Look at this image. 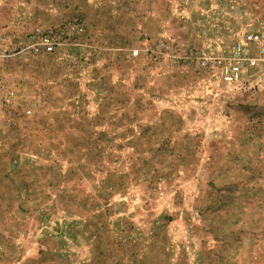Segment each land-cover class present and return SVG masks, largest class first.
<instances>
[{
  "label": "crops",
  "instance_id": "0c3cea01",
  "mask_svg": "<svg viewBox=\"0 0 264 264\" xmlns=\"http://www.w3.org/2000/svg\"><path fill=\"white\" fill-rule=\"evenodd\" d=\"M142 2L145 4L144 0ZM155 2H157V7L160 3L159 18L165 20L169 16V19L172 20V9L176 8L174 1L158 0ZM191 2L190 11L195 14V22H187L186 29L182 30L180 34H174L176 42H178L176 46L182 47L189 42L202 43L207 44L210 50H215L213 46L220 44V36L230 25L236 24L237 17L231 12L222 13L221 8L217 5L222 0H192ZM213 2H216V5ZM128 6H130L129 0H121L120 3L110 0L108 3L74 4L72 8L83 17V23L79 19L80 17H76L78 19H69L58 27L46 30V32L57 34V46L59 47L63 45V38L67 42L73 38L74 42L85 43L88 39L89 42H93L94 39L101 36V33L106 34L108 39L114 37L117 45L121 43V49L118 48L116 52L97 51L98 53H94V59L105 63L103 68H99L93 73L95 79L91 82L93 83L91 87L96 89L89 90L94 95L82 96L84 89L76 88L74 92L77 91L80 95L76 96L74 100L66 96V102L64 99H58L57 101H61L59 109L56 110L54 107L57 102L50 94L51 91L57 92L56 83L51 77L45 76L40 81V86H36L37 83H32L29 87V72L26 78L20 80L21 82L10 80L8 87L11 98L9 100L7 92L4 91L0 94V117L3 118V122L6 110L11 108L13 115V122L6 123L10 128L2 130L8 132L11 130L14 135V140L12 143L10 142V147L13 148L6 156L0 154V165H2L0 169V225L11 227L6 213L8 210L14 212L15 216L11 217L14 228H17L15 234H20L23 232L22 228H25L24 231H27L30 238L28 217L29 214H33L32 218L47 225L44 228H38L35 225L37 230L31 236L36 244L40 232H44L41 236L44 238L47 229L54 227L51 226L53 221L56 225L54 229L59 232V240L55 246L57 249H53L61 250L59 256L65 252L63 262L65 264L71 261L80 264L77 259L66 257L69 252H73L75 258L79 253L85 252V259L88 262L95 261V264L98 254L104 257L105 264H114L118 260L129 262L131 259L130 263L132 262V264H242L241 259H245L242 254L243 250L247 247L249 248L248 252L253 251V245L243 244L241 239L243 231L249 230L252 233L257 227L252 229L242 226L243 218H251L252 211L250 208L242 207V201L235 189L238 187L239 181H233L231 184V187H234L232 188L234 195L226 194L221 188L222 186L218 187V194L215 195L213 194L215 186H209V191L212 194L204 192L197 199L188 194L162 197L158 193L162 184L158 177L156 175L148 178L143 176L146 173L144 161L146 155H151L154 159L156 155H160V151L153 149L148 153L146 148L137 147L133 154H136L135 161L137 160L138 172L143 177L142 188L148 190L149 194L129 197L115 195L114 187L118 189V187L122 188L126 185H122L121 179L113 178L115 154L113 153L112 156L110 153L115 151L117 156H123L125 153L121 146L125 144L126 147L128 146L127 148H130L131 140L130 52L123 51V31H126L125 36H127L131 24ZM70 7L68 6V8ZM63 8L66 6L50 5L48 1L42 4V10L44 9L45 12L48 10L60 11ZM105 8H108L106 13ZM91 10L97 11V14L87 17V19L81 14ZM141 22H146L145 17ZM162 22L163 20H159L158 23L160 30L165 24ZM82 29L84 30L80 33ZM118 29L121 31L120 39ZM5 32L0 31V35ZM28 32L29 29H27ZM126 41L127 39H125ZM54 50L55 47L36 55H42L41 58L45 57L46 59H50V56L53 55L63 60H77L79 68L83 66L82 60H90V56L93 59L91 53H84L88 57L82 58L80 53H55ZM165 72V69L154 71V89H158V93L163 92L162 75L166 74ZM137 74L138 76L142 74L141 76L145 77L146 71L141 73L138 67ZM66 78L69 79L67 76ZM175 78L179 79V76ZM68 79L60 81V86L63 87H59L58 90H63L64 93L73 90L67 87ZM80 84L82 85L81 80ZM138 92L139 101L145 100L146 85L138 83ZM33 93H38L36 100L38 105H34V114H29L27 112L29 111V98L34 96ZM142 93L143 96H140ZM85 99H93L94 103L87 104ZM68 104L74 107L72 114ZM35 111L37 112L35 113ZM144 115L137 120V124H141V128L138 126L133 139L147 138ZM3 122L0 121V125H3ZM179 122V118L166 120L163 116H155L153 124H170L172 126ZM152 129L155 137L164 139L160 127ZM177 132V130L171 129L166 139H170L168 137L177 134ZM148 136L150 137V135ZM4 145L7 144L5 138L2 137L0 146ZM139 157H143L142 165ZM6 165L9 170H5ZM98 167L104 170L97 171ZM155 168L154 160V170ZM99 173H104V175L101 176ZM70 174L74 176L73 181L67 178ZM93 183L94 186H92ZM99 187L100 191H98ZM91 188L92 190H87ZM251 201H255L257 204V197L253 200L250 197L249 202ZM126 204L137 206L130 211ZM194 204H198V208H195ZM232 208L234 211L228 213ZM197 210H200V219L195 217ZM2 212L6 213L1 217ZM18 212L21 215L24 214L26 220L23 218L20 220L17 217ZM191 220H193L192 224ZM189 222L192 225L191 228ZM191 229L193 234L205 240L199 248L200 250L193 249L200 252L194 261L192 259L189 261L187 254H184L185 249H180L177 243L178 237L183 236L186 230L191 232ZM23 237L26 239L27 235L23 233ZM168 237L177 243L175 247L172 244L167 245ZM48 239L49 235L47 234V243ZM33 242L29 244V242L23 241L25 244L23 246L20 244L22 247L15 244L14 247H16V251L24 254V251H29L30 246L33 247ZM37 244L39 246V243ZM208 246H211L212 253L208 251ZM53 249L49 248V250ZM67 249L71 251L66 252ZM40 252L42 249L39 250ZM173 252H175L176 258L173 257ZM93 253L96 254L95 258ZM233 253V260L230 262L228 259ZM236 253L238 255L234 259ZM211 255L218 257L216 263L209 260ZM37 261L41 263V259ZM250 263L252 262L250 261ZM253 263H255L254 260ZM7 264H12V262L7 261Z\"/></svg>",
  "mask_w": 264,
  "mask_h": 264
},
{
  "label": "rangeland",
  "instance_id": "374dc122",
  "mask_svg": "<svg viewBox=\"0 0 264 264\" xmlns=\"http://www.w3.org/2000/svg\"><path fill=\"white\" fill-rule=\"evenodd\" d=\"M46 1L50 5L60 4L66 6V8L60 11L48 10L45 12L44 9L42 10V4ZM115 1L120 3L121 0ZM129 1L130 6L128 8L131 24L127 36H125L126 31H123V51L130 52L131 140L129 144L130 148H127L128 146L126 147L125 144L121 146L124 148L125 154L123 156H117L115 151H111L110 153L112 156L113 153L115 154L113 178L121 179L120 182H123L122 185H126L122 188L117 186L118 189L114 187L115 195L129 197L149 194L148 190L142 188L143 182L141 181L143 177L138 172L137 160L135 161L136 154H133L137 147H140V149H143V147L146 148L148 153L153 149L160 151V155H156L154 159L151 155H146V160L143 159L146 163V173L143 176L145 178L154 175L158 177L159 182L162 183L161 190L158 193L162 197L168 195L174 197L184 196L188 194L197 199L204 192L212 194L209 191V186H215L213 190V194L215 195L218 194V187L221 186L226 194L234 195L232 191L234 187H231V184L233 181H239V185L235 189L242 201V207L246 209L250 208L252 211L251 218H243L242 226L243 228L251 227L252 229L253 227H257L252 233L249 230L243 231L242 242L246 246L253 245V251L248 252L249 248L246 247L242 253L245 259L242 258L241 263L264 264V84H253L247 91L230 89L217 78L207 80L195 66L187 61L176 63L169 58L168 54H164V52L159 59H156V47L160 41L169 44L170 49L179 53H185L189 48H208L207 44L190 42L184 44L182 47L176 46L178 42H176L177 39H175L174 34H180L182 30L186 29L187 22H195V14L190 11L192 0H173L176 8L172 9V20L169 19V16L165 20L159 18L161 7H159L160 3H158L157 7V2H155L158 0H144L145 4L142 0ZM108 2L110 0H0V31L23 36L27 33V29H29L30 52L32 36L40 32H46L47 29L50 30L51 28L58 27L62 22L69 21L72 18L78 19L76 17H80L79 19L81 21L83 20V17L78 15L79 12L73 10L72 6L74 4L84 5L87 3L99 4ZM213 3L216 5V2ZM217 5L221 8L222 13H234L237 17V22L226 29L225 33H223L224 36H220L221 42L213 46L214 51L224 52L228 46L239 38L245 29L260 28L264 30V0H222ZM68 6L71 7L68 8ZM104 10L106 13L108 8ZM91 11H86L81 14L86 19L93 14H97V11ZM144 17L145 23L141 22L144 20ZM158 19L165 22L162 30L158 29ZM118 32L120 39L121 31L118 29ZM36 37L38 36L36 35ZM125 39H127L126 42ZM94 40V43L89 42V39L84 43L82 41L74 42L73 38L67 42L63 38V45L55 47V53H80L82 58L88 57L84 53H91L93 59L89 55L90 60H82L83 66L80 68L77 67V60H63L53 55L50 56V59H46L45 57L41 58L42 55L29 54V58L24 59L19 54L16 57H11L9 60H6L4 62V69L7 93H10L8 87L10 80L15 82L20 81L22 78H26L29 72V87H31L32 83H37L38 85L36 86H40L39 83H41L40 81L45 76L51 77L56 83L55 89L57 92H50L53 99L57 102L56 107H54L56 110L59 109V102L61 101H57L58 99H64V102H66V96L74 100L76 96L80 95L77 91L74 92L76 88L81 87L84 89L82 96L87 97L92 95L93 92L89 89H96L91 87L93 84L91 82L95 79L93 73L97 69L105 66V63H102V61L100 62V60L97 61V59H94V53H98L97 51L116 52L118 48L121 49V43L117 45L114 37L108 39L104 33H101V36H98ZM249 51L250 54H254L255 52L253 47ZM142 58L144 59L142 60ZM138 67L141 73L142 71H146L145 77L141 76L142 74L138 76ZM158 69L166 70V74L162 75V83L164 84L162 93H158V89H154V71ZM177 76H179V79L175 78ZM62 79L69 80L67 87L73 89L72 91L69 90L68 93H64L63 90H58L59 87H63L60 86ZM80 80L82 81V85L80 84ZM22 83L24 82L22 81ZM58 83L59 86H57ZM138 83L146 85L145 100L139 101ZM53 85L51 84V86ZM140 96H143V93ZM37 97L38 93H35L31 99L29 98V114H34V105H38V103L36 104ZM92 100L87 99L85 102L87 104L94 103ZM68 106L72 114L74 107L70 104ZM10 111L11 108L6 110L4 122L3 118L0 117V121L3 122V125H0V136L5 138L7 144L0 146V154L2 156H6L11 148H13L12 146L10 147V144L14 140L13 132L11 130L9 132L2 130L3 128H10L6 120L8 112ZM143 114L146 117L147 138L133 139V135H135L138 126L141 128V124L138 125L137 120L138 118L141 119ZM155 116H163L166 120L179 118L180 122L172 126L170 124L154 125L153 121ZM157 126L163 131V136L162 134H159V136H162L164 139L157 138L153 135L152 128H157ZM171 129L177 130L178 132L168 137L170 139H166ZM139 158L141 164L143 157ZM154 160L156 163L155 170ZM1 167L2 165H0V169ZM5 170H9L8 165L5 166ZM98 170L103 171L104 169L98 167ZM99 175L102 176L104 173H99ZM73 177V174H70L67 178L73 181ZM92 186H94V183ZM99 186H101V183H99ZM87 190H92V188ZM100 190L101 188L99 187L98 191ZM248 196L252 197V200L257 197V204L255 201H251L252 203L249 202L250 197ZM136 206L134 204H126V207L130 211ZM197 206L198 204H194L195 208H198ZM232 210L234 211V208L228 213L233 212ZM5 213L2 212L1 217ZM6 214V218L10 221L12 228L0 225V264H7V261L12 262V264H65L63 263L65 252H62V255L59 256L61 250L57 251L53 249L56 248L57 240H59V232L54 229L56 225L53 221L51 224L52 227L54 226L53 228H45L47 229V233L44 235V238H41L44 232L39 233V238L38 240L36 239L37 243H39L38 246L37 243L35 244L33 242L31 236L37 230L35 229V225L38 228H44L47 225L44 222L32 218L33 214H29V238L27 231H24L25 228H22L23 232L20 234H15L17 228H14L11 217L15 216L14 212H9L8 210ZM22 215L18 212L17 217L20 220L22 218L26 220L25 215ZM195 217L200 219V210L195 212ZM191 224L189 225L190 228L192 226ZM23 233L27 235L26 239H24ZM47 234L49 235L48 243ZM178 239L177 243L180 249H185L184 254H187L189 261L190 259L194 261L200 254L197 250H200L199 248L205 240L193 234L192 229L191 232L190 230L184 231V235L178 237ZM167 240V245L172 244L175 247V244H177L174 242V239L170 240L168 237ZM23 241L29 242V244L33 242L32 245L34 248L30 246L29 251H24V254L16 251L14 244H21L23 246L25 244ZM21 245L20 247H22ZM49 248L53 250H49ZM195 248L198 249L193 250ZM41 249L42 252L39 253ZM67 251L71 250L67 249ZM208 251L212 253L211 246H208ZM38 254H40L39 258ZM172 254L176 258L175 252ZM233 255L234 253L230 255L228 261L231 262L233 260ZM237 255L236 253L234 259ZM85 256V252L79 253L77 258H75L73 252H69L68 255L66 254L67 258L77 259L80 264H95V261L88 262ZM93 256L95 258L96 254L93 253ZM97 257L96 264L106 263L101 254H98ZM217 258L216 255H211L209 260L216 263ZM38 259H41V263L37 261ZM253 260L255 263H253ZM130 261L118 260L114 264H132ZM133 261L135 262V260ZM66 264L75 263L71 261Z\"/></svg>",
  "mask_w": 264,
  "mask_h": 264
},
{
  "label": "built area",
  "instance_id": "2783aa9c",
  "mask_svg": "<svg viewBox=\"0 0 264 264\" xmlns=\"http://www.w3.org/2000/svg\"><path fill=\"white\" fill-rule=\"evenodd\" d=\"M36 35L38 37H36ZM32 36L29 52V32L23 36L4 33L0 35V94L7 92L4 62L21 54L24 59L30 55L52 50L57 46V34L40 32ZM254 54H250V48ZM168 54L174 62L191 63L205 78H217L230 89L247 91L253 84H264V30L260 28L245 29L224 52L210 50L206 47L189 48L185 53L170 49L164 41L158 42L155 57ZM257 85V86H258ZM9 100L10 93H7ZM29 112V111H28ZM8 124L13 122L12 112L6 117Z\"/></svg>",
  "mask_w": 264,
  "mask_h": 264
}]
</instances>
